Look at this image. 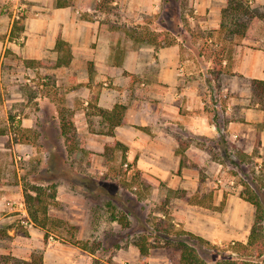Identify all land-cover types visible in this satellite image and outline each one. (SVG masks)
Listing matches in <instances>:
<instances>
[{"label":"crops","instance_id":"crops-1","mask_svg":"<svg viewBox=\"0 0 264 264\" xmlns=\"http://www.w3.org/2000/svg\"><path fill=\"white\" fill-rule=\"evenodd\" d=\"M58 1L37 0L34 10L23 20L21 37L10 38L12 23L5 39L0 40V62L7 46L29 66L49 58L52 61L47 69L54 74L56 89L66 87L63 104L45 95L47 102L38 103L36 112L17 120L22 129L33 131L37 140L31 136L29 141L17 142L19 135L6 115V107L0 104V255L28 260L32 252L43 248V264H92L94 259L99 260L94 253L74 244L45 246L43 234L36 228L16 232L14 218L29 216L23 195V169L9 160L30 162L37 141L42 143L40 147L43 142H63L58 138L59 110L63 108L72 112L76 132L88 139L87 149L104 156L105 144L118 141L127 149H115L112 156L125 155L124 165L132 163L141 179L152 184L162 182L167 189L181 190L186 196L194 194L201 164L219 151V141L226 142L230 152L236 149L248 155L260 141L259 153L264 151V101L255 96L251 87L253 80L264 81V16H256L244 35L233 36L230 58L222 63L224 71L218 81L212 79L210 84L213 63L205 59L203 52L184 49L182 41L155 50L154 46L136 43L130 36L124 47L116 37L117 31L102 21L100 14H106L104 10L83 8L76 0ZM225 3L226 0H195L194 24L216 33ZM249 4L254 10L264 7V0H250ZM17 39L23 40L20 48ZM58 40L69 45L71 55L67 65L54 67L52 63L64 54L56 49ZM212 83H219L223 89L224 106L221 103L214 107L210 99ZM116 104L125 106L124 121L109 133V124L99 109L111 111ZM216 114L220 115V130ZM91 123L102 130H91ZM205 141L211 146L203 145ZM43 151L49 153L47 148ZM45 154L43 162L47 160ZM191 155L198 158L197 165L187 160L181 167V158ZM153 189L161 194V186ZM186 198L179 199L183 208L173 213L178 227L208 241L247 240L255 214L251 203L240 198L234 201L236 208H231L229 219L224 221L203 215L197 210L201 204ZM148 249L151 255L153 249ZM119 253L112 260L123 264L125 258ZM147 263L170 264L171 260L164 253L152 254Z\"/></svg>","mask_w":264,"mask_h":264},{"label":"rangeland","instance_id":"rangeland-1","mask_svg":"<svg viewBox=\"0 0 264 264\" xmlns=\"http://www.w3.org/2000/svg\"><path fill=\"white\" fill-rule=\"evenodd\" d=\"M36 1L0 0L1 41L7 36L14 20H20L23 24L28 12L34 10L33 4ZM75 3L83 8L88 6L104 10L106 14H100L102 21L117 31L116 37L124 43V47L129 44L130 39L126 31L137 25L147 27L161 43L175 39L177 41L178 33L183 32L182 38H185L186 44L184 49L201 51L205 59L212 63L216 52L223 48L231 52L234 44V37L225 38V34L219 31L213 33L210 29L202 30L194 24L197 22L195 0H187V21L182 23V29L176 30V33L158 22L157 15L162 0H76ZM263 12L264 7L254 8L257 16ZM245 20L243 17L242 21ZM16 42L18 48L23 44L22 39H17ZM3 57L0 62V104L2 108L6 107L7 116L14 117L15 121L21 120L28 112L37 111L38 103L47 102L45 95L50 100L63 104L66 87L56 89L54 74L47 69L52 60L48 58L46 62L29 66L8 46ZM64 57L66 54H63L62 58L65 59ZM215 88L219 91L224 106L225 98L219 83L215 87L211 86L210 96ZM210 99L213 101V97ZM0 117L3 116L0 114ZM90 129L102 130L92 123ZM218 143L219 151L230 150L226 142L221 140ZM259 143L260 141L249 155L236 149L230 154L219 151L212 153V158L201 164L197 190L186 196L181 190L167 189L162 182L152 184L141 179L132 163L124 165L125 155L122 156L121 153L116 158L113 154V159L109 160V155L105 157L102 153L87 149L88 139L81 132H76L71 150L65 149L62 141L56 145L55 142H43L42 147V143L37 141L36 152L30 162L18 159L16 162L9 160V163L23 169L22 179L27 186H55L56 198L58 195L60 197L59 200L49 202V223L45 230L33 226L27 216L15 217L13 225L17 233L38 229L43 234L45 246L50 243L71 245L75 241L85 243L88 250L98 257L99 263L118 264L112 258L118 257L119 250L123 249L124 252L119 253L122 259L125 258L123 264H148L149 256L162 253L171 260L170 264H176L179 251L176 249L175 233H186L176 225L173 216L174 210L183 208L179 200L181 197L201 204V208L197 210L203 215L221 217L224 221L229 219L231 208H236L234 201L239 198L244 200L241 194L245 189H252L264 201V186L260 191L259 182L253 180L259 175L263 179V174L260 173L263 153H259ZM207 145L211 146L210 143ZM45 148L48 154L44 153ZM44 154L47 157L46 162H43ZM183 160L185 163L189 160L194 165L199 161L194 155L183 157ZM155 185L161 186L160 195L159 192H154ZM228 200L231 201L230 206L227 205ZM161 221H166L171 229L170 238L163 236L164 228L159 226ZM126 222L129 223L128 227L124 225ZM157 229L162 234L156 232ZM141 242L153 249L151 255L140 254L136 244ZM231 242L209 240V245H203L201 254L206 264H213L209 260L212 258V249L217 250L216 247L219 246L218 249L225 252ZM34 243L37 241L34 240ZM78 245L82 247V244ZM35 251H43V248ZM81 254L84 253L81 251ZM0 264L12 263H5L0 259Z\"/></svg>","mask_w":264,"mask_h":264},{"label":"trees","instance_id":"trees-1","mask_svg":"<svg viewBox=\"0 0 264 264\" xmlns=\"http://www.w3.org/2000/svg\"><path fill=\"white\" fill-rule=\"evenodd\" d=\"M250 0H226L225 6L222 9L221 14V23L219 33L225 34V38L233 37L234 35L242 36L245 34L249 23L257 16L254 13V10L251 9ZM59 5H66V3H59ZM187 0H162L161 9L158 13V22L163 24L167 28L177 32L176 30L182 29V23L187 21ZM246 18L245 21H242L243 17ZM260 16H264L261 14ZM20 20H14L12 25V30L10 33V38H20V32L23 31L24 27L20 23ZM126 33L130 38L138 44L151 45L154 46L155 50L163 46H170L177 43L179 38L183 37L184 33H178L177 41L169 40L161 43L158 41L156 35L150 31L145 26H136L133 29H128ZM174 33V32H173ZM182 43L185 42V38L181 39ZM56 49L58 51H63L66 54V60L59 58L56 62L52 63L54 67L67 65L70 61L71 49L69 45L58 40L56 43ZM231 52L226 48L221 49L219 52L215 53L213 59V68L209 72V83L211 84L212 79L219 80L220 75L223 73L222 63L225 58H230ZM251 87L255 96L259 99H264V81L253 80L251 81ZM124 112L125 106L122 104H116L115 107L111 110L99 109V114L102 118L109 124V133H113V129L121 125L124 121ZM218 114L215 115V121L217 122ZM72 112L68 109L59 110V139L63 140V146L65 149H72L76 137V129L71 120ZM9 121L12 124L15 131V134L19 135V141L24 142L29 141L31 136L37 137L36 134L31 130H25L21 128V122L15 121L14 117L10 116ZM217 129L220 130V125L217 122ZM223 137V136H222ZM205 144V143H203ZM56 145V144H55ZM182 146V143H180ZM115 149H121L126 151V147L119 143L118 141L107 142L105 144L104 156L112 160V152ZM229 152V153H228ZM225 153L230 154V151H225ZM262 163L260 168V173L263 174V179L260 177H254L253 180L256 183L259 182V190H263L264 183V151L261 155ZM125 163V161H124ZM181 167L185 166V161L181 158ZM23 195L26 210L29 216V221L35 227H39L42 230H45L49 223L48 216V207L49 202H54L56 199V187L52 186L47 188L42 185H30L27 186L23 184ZM241 197L247 202L251 203L255 208L254 221L251 225L249 235L246 241H233L229 243L228 249L222 251L212 249L211 256L209 259L213 264H264V201L260 198L258 193L252 191V189H245ZM125 227L129 226V223H124ZM159 226L164 228V237L171 235V229L167 225L166 221H161ZM159 229L156 230L158 232ZM48 235L45 233V238ZM174 240L176 241V249L179 251V257L176 264H206V260L201 254V248L203 245H209V241L204 238L197 236L193 233H175ZM74 245L82 244V247H79L82 250L88 251L87 244L74 242ZM136 246L139 249V252L143 256L149 254L148 247L143 243H138ZM215 248V245H213ZM0 259L4 260L5 263L12 264H43V254L42 251L32 252L28 260L14 257L12 255H0ZM92 264H100L97 259L93 260Z\"/></svg>","mask_w":264,"mask_h":264},{"label":"built area","instance_id":"built-area-1","mask_svg":"<svg viewBox=\"0 0 264 264\" xmlns=\"http://www.w3.org/2000/svg\"><path fill=\"white\" fill-rule=\"evenodd\" d=\"M212 86L215 87V84H213ZM212 97H213V103H214L213 105H214V107L215 108L219 107L220 103H221V95H220L219 91L216 88L212 92Z\"/></svg>","mask_w":264,"mask_h":264}]
</instances>
